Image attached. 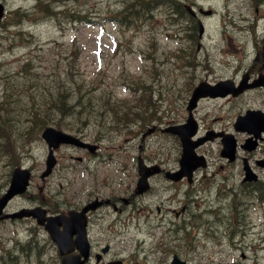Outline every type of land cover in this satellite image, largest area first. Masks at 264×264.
Wrapping results in <instances>:
<instances>
[{
	"label": "rangeland",
	"instance_id": "rangeland-1",
	"mask_svg": "<svg viewBox=\"0 0 264 264\" xmlns=\"http://www.w3.org/2000/svg\"><path fill=\"white\" fill-rule=\"evenodd\" d=\"M0 1L7 6L5 23L0 24V105L11 101L8 107L12 111L9 117L0 116V194L14 167L25 166L33 173L28 191L14 198L8 210L38 204L51 211L65 210L69 203L80 204L87 193L100 190L101 196L111 197L123 210L102 207L104 228L93 236L110 243L108 256L122 259L123 264H170L173 252L189 264H264V201L259 202L252 191L238 197L235 206L234 190L243 192L242 159H224L219 140H210L198 149L209 163L192 183L153 176L148 193L134 196L128 205L120 199L133 194L138 155L148 163L178 167L181 147L177 137L158 128L144 133L153 125L164 127L181 113L187 116L186 99L201 78L241 77L253 56L251 41L264 35V2L202 0L213 13L203 15L205 29L199 37L179 28L171 15L172 0H152L154 15L131 25L120 16L133 0L52 2L60 12L65 7L68 12L90 11L95 17L76 23L64 13L46 20L34 10L36 0ZM19 6L33 13L32 21L17 19L14 9ZM256 16L263 17L256 20ZM19 30L33 33V40H15ZM245 52L250 53L246 61ZM58 75L70 82L75 75L86 99L93 96L97 102L94 113L86 118L89 123L76 116L59 119L52 114L50 118L62 123L61 129L83 133L88 139L102 134L101 154L86 156L83 149L64 146L56 152L58 161L52 174L43 180L40 175L48 146L41 131L51 122L32 119L26 105H32V95L40 100L47 94ZM108 96L124 101L118 104L116 116L109 104L102 106ZM252 106H264V89L239 98L205 99L199 110L202 130L232 131L236 115ZM67 123L74 128L65 127ZM78 156H86V160H78ZM260 156H264V148L253 154L252 165L262 174L255 161ZM88 164L96 165L93 174L87 170ZM184 205L186 209L176 216L174 209ZM29 232L37 236L38 243L27 241ZM17 238L22 242L16 247ZM0 264H60V254L35 218L3 220Z\"/></svg>",
	"mask_w": 264,
	"mask_h": 264
},
{
	"label": "water",
	"instance_id": "water-1",
	"mask_svg": "<svg viewBox=\"0 0 264 264\" xmlns=\"http://www.w3.org/2000/svg\"><path fill=\"white\" fill-rule=\"evenodd\" d=\"M4 13V5L0 3V20ZM202 31V29H201ZM248 77L244 76L241 84L238 88L232 85L230 80L222 81L217 85L211 86L205 84L204 82L199 84L190 101V108H193L196 105L198 98L206 94H227L230 91H233L234 94H237L248 87H253L258 84H261V80L258 79L254 83H248ZM195 122L189 120L186 126H188L187 132L178 127H173L171 130L178 133L181 136L183 142V154L180 159L181 169L177 171L178 175L171 174L173 178H179L184 174H188L189 177L192 174L193 169L197 168L199 165H205V160L203 156H198L195 153V146L202 143L206 137L199 138L196 141L190 139V136L194 133L191 129L194 127ZM236 126L238 129H244L249 132L254 133L257 137L260 135V132L264 130V112L256 109L247 110L246 114L240 115L237 119ZM43 137L47 140L50 147L58 146L61 142H77L81 141L78 137L73 136L72 134L65 132L63 130L57 129L53 126H47L43 133ZM224 149L222 154L227 155L230 159L235 158L236 152V139L233 137H227L223 139ZM257 146V140L252 136L249 137L243 147L247 149H254ZM55 156L53 155L52 149H50L48 158H47V169L44 171L43 175L48 174L53 165L55 164ZM246 177L245 179H253L256 176L251 173V168L248 164L247 159H244ZM142 170H145L143 173ZM141 178L139 179V186L143 189L145 188V179L149 174L145 168L140 166ZM30 170L28 168H15L11 180L9 189L0 197V214L3 212L4 207L6 206L8 200L15 195L16 193L24 192L27 189L30 178ZM83 209L81 212L78 211H69V214H57V215H46V210L40 206H37L32 209H21L12 214H5L3 216H23V215H33L37 217L40 223L45 224L46 229L49 231L51 237L57 242L61 254H63L61 264H84L88 255H89V244L86 238L85 231V218H84ZM47 221V222H46ZM63 225L61 229L60 226ZM77 234L76 245L78 246L80 253L70 254V251L73 249V244L71 237L73 234ZM82 255L84 256L82 258ZM184 264L185 261L174 260L173 264Z\"/></svg>",
	"mask_w": 264,
	"mask_h": 264
},
{
	"label": "flooded vegetation",
	"instance_id": "flooded-vegetation-1",
	"mask_svg": "<svg viewBox=\"0 0 264 264\" xmlns=\"http://www.w3.org/2000/svg\"><path fill=\"white\" fill-rule=\"evenodd\" d=\"M259 2L262 3V2H264V0H254V5H256ZM193 3H196L195 0H193ZM198 7H200V6H198ZM257 10H258V7H256V11ZM195 20L197 21L196 17H195ZM255 43L253 41H251V45L253 47V54H252L253 56H252V59L250 60L251 64L246 69L243 70L249 74L250 79H254L257 76L264 74V35L261 37V39H257V41ZM257 89H261V90L264 89V83H262V85L259 86ZM262 109H264V106H262ZM184 119H186V118H183L182 114H179L172 121L173 122L177 121L178 123H181L184 121ZM83 137H85V136H83ZM84 139L93 144V147L86 146V147L82 148L86 152V156L98 155L99 150L101 149L99 139L95 138V140H92L91 138L88 139L86 137ZM263 148H264V138L260 142L258 149H263ZM86 156H84V160H85ZM251 156L252 155L249 153L248 157L251 158ZM261 158L264 159V156H262ZM80 159L83 161V157H80ZM262 169H263L262 174H261L262 176L259 175L257 182H262V180H263L264 168H262ZM152 188H153V186L150 188V190ZM134 196H135V192L133 191V194H131L129 197H120V199L123 201L124 204L128 205L132 202V199ZM105 204L112 206V208L114 210H118V211L123 210V207L118 206L116 204L115 200H113L111 197L104 198L103 196H101L100 190H98L97 192H94L93 194H91L90 192L87 193L86 200H84L80 204L69 203L68 208H67V209L73 208V209L79 210L83 206H86V205L89 206V210L87 212V220H88V235H89V239H90L91 247H92V256L89 259L88 264H93V263L102 264L103 262H106V261L117 260L115 258V256H108L110 254L111 246L109 247L108 251L103 252V248L105 247L106 242H99L97 240V238L93 236L94 231H96L98 233L101 231V228L102 229L104 228L103 227L104 224L101 223L100 220H103L105 222V220L103 219L105 216L100 214V210ZM185 209H186V205H184L180 209H174V213L176 216H178ZM160 211H161V207L158 204V212H160ZM107 244H109V243H107ZM97 256H99L101 258V260L98 263L96 262Z\"/></svg>",
	"mask_w": 264,
	"mask_h": 264
},
{
	"label": "trees",
	"instance_id": "trees-1",
	"mask_svg": "<svg viewBox=\"0 0 264 264\" xmlns=\"http://www.w3.org/2000/svg\"><path fill=\"white\" fill-rule=\"evenodd\" d=\"M27 64L28 63H26L25 65ZM71 66H75V63H73ZM73 77L74 80L70 82L69 80H65L64 78H62L61 75H58V80L55 79V82L51 84L52 86L48 89L47 94H44L40 100H37L32 95V105H26V107H28L31 118L34 120H40V123L50 121L51 123L62 127V123L55 122L50 118L52 114H57L59 119L66 116H76L78 120H84L87 115L93 114L95 111L94 104L97 101L93 96H88L87 100L86 93L81 92L82 88L80 86L82 82L79 81L75 75H73ZM61 78L62 81L60 80ZM91 98L93 99L90 102L89 99ZM103 101H105V103H103L102 106L107 107L109 104L113 110L114 115H117L116 113H118L116 112L119 108L118 104L124 103V101L119 102L117 98H112V96L106 97L105 99H103ZM10 102L11 101H7L4 106L0 105V116H3L5 114H7L8 117L10 116V113L12 112L8 107L10 105ZM65 127L74 128L70 123H67ZM0 132L1 134H3L2 130H0ZM236 199L237 196H235L233 200L235 201Z\"/></svg>",
	"mask_w": 264,
	"mask_h": 264
}]
</instances>
